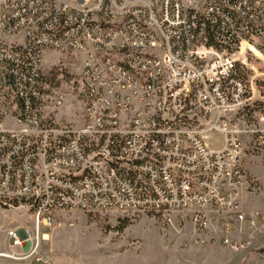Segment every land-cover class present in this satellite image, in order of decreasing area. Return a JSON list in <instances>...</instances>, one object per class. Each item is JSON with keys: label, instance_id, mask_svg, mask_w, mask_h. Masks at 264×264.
Returning <instances> with one entry per match:
<instances>
[{"label": "built area", "instance_id": "built-area-1", "mask_svg": "<svg viewBox=\"0 0 264 264\" xmlns=\"http://www.w3.org/2000/svg\"><path fill=\"white\" fill-rule=\"evenodd\" d=\"M244 40L264 45V0H0V207L34 218L0 236V257L52 264L40 243L76 210H190L199 235L222 211L220 242L252 246L264 213L241 210L243 142L226 115L250 99L230 53ZM47 51L70 57L49 64L70 79L54 104L80 108L81 125L46 116Z\"/></svg>", "mask_w": 264, "mask_h": 264}, {"label": "rangeland", "instance_id": "rangeland-1", "mask_svg": "<svg viewBox=\"0 0 264 264\" xmlns=\"http://www.w3.org/2000/svg\"><path fill=\"white\" fill-rule=\"evenodd\" d=\"M239 61L244 77L250 82V99L239 108L226 112L232 128L240 132L243 142L242 166L244 180L240 189L241 210L248 215L264 213V124L260 115L264 112V45L257 40L244 41L230 49ZM69 61L70 57L59 52L47 51L44 55L47 76L46 116L56 121L81 125L82 110L73 108L69 102L56 108L54 98L67 92L71 99L70 79L67 73L52 72L51 61ZM261 137V138H260ZM211 148L223 145L221 133L207 137ZM224 213L213 212L216 217L207 235H199L192 223L190 210L172 213L101 211H68L58 215L62 224L55 227L40 243V250L52 256V264H255L259 259L258 236L252 246L233 249L220 242L221 222ZM172 218L168 224L167 217ZM73 222L75 225H70ZM34 225L32 212L27 205L15 208L0 207V236L12 227ZM238 239L247 237L238 233ZM207 239L205 243L196 239ZM115 257L127 258L109 263ZM0 264H39L29 259L0 257Z\"/></svg>", "mask_w": 264, "mask_h": 264}, {"label": "crops", "instance_id": "crops-1", "mask_svg": "<svg viewBox=\"0 0 264 264\" xmlns=\"http://www.w3.org/2000/svg\"><path fill=\"white\" fill-rule=\"evenodd\" d=\"M116 260H119L120 262H124L127 260V258H123V257H115V258H112V259H109L108 262L109 263H112L113 261H116Z\"/></svg>", "mask_w": 264, "mask_h": 264}, {"label": "water", "instance_id": "water-1", "mask_svg": "<svg viewBox=\"0 0 264 264\" xmlns=\"http://www.w3.org/2000/svg\"><path fill=\"white\" fill-rule=\"evenodd\" d=\"M21 232L23 233V230H21Z\"/></svg>", "mask_w": 264, "mask_h": 264}, {"label": "bare ground", "instance_id": "bare-ground-1", "mask_svg": "<svg viewBox=\"0 0 264 264\" xmlns=\"http://www.w3.org/2000/svg\"><path fill=\"white\" fill-rule=\"evenodd\" d=\"M244 41H247V40H244ZM244 41H243V42H244Z\"/></svg>", "mask_w": 264, "mask_h": 264}]
</instances>
